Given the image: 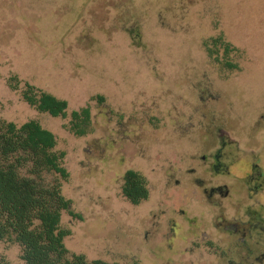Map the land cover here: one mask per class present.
Segmentation results:
<instances>
[{"label":"rangeland","instance_id":"obj_1","mask_svg":"<svg viewBox=\"0 0 264 264\" xmlns=\"http://www.w3.org/2000/svg\"><path fill=\"white\" fill-rule=\"evenodd\" d=\"M29 85L66 101L67 116L30 105ZM84 109L88 125L75 129L72 114ZM0 118L39 122L65 153L70 255L224 264L223 242L187 223L164 224V189L173 171L197 165L219 141L228 164L233 143L249 161L264 151V0H0ZM134 171L150 190L140 205L122 190ZM176 241L184 247L172 253ZM240 251L238 262L259 263L258 247ZM0 264H26L19 244L0 241Z\"/></svg>","mask_w":264,"mask_h":264},{"label":"trees","instance_id":"obj_2","mask_svg":"<svg viewBox=\"0 0 264 264\" xmlns=\"http://www.w3.org/2000/svg\"><path fill=\"white\" fill-rule=\"evenodd\" d=\"M222 45L227 53L233 52L230 44ZM25 99L41 112L67 116L66 101L33 86L27 87ZM72 119L75 129L88 125L90 111H75ZM56 146L55 135L39 122L17 126L0 118V241L19 244L26 264H109L70 255L65 247L70 232L61 226L63 212L75 214L62 191L63 181L69 178L65 153ZM125 181L124 193L133 203L147 198L142 175L128 172Z\"/></svg>","mask_w":264,"mask_h":264},{"label":"flooded vegetation","instance_id":"obj_3","mask_svg":"<svg viewBox=\"0 0 264 264\" xmlns=\"http://www.w3.org/2000/svg\"><path fill=\"white\" fill-rule=\"evenodd\" d=\"M235 146L237 144L233 143V160L229 161V164L225 160L227 156L224 152L227 145L219 141L217 149L208 151L195 160L197 165H189L184 169L178 167L177 172L173 171L164 189L166 193L171 192L167 198L170 213L164 224L167 225L170 221V229L177 231L178 227H181L178 222L187 223V228L196 226L197 232L201 230L203 235L220 240L224 244L218 245L227 250L222 262L224 264H261L264 262V151L257 153L258 151L252 150L249 161V155H234ZM176 175L179 177L173 180ZM170 184L174 187L168 188ZM125 187L124 180L123 194L131 201L124 193ZM146 188L147 198L136 205L150 197L147 182ZM187 188L189 191H186ZM165 213L163 211L161 216H165ZM195 219L201 222L196 225ZM208 226L214 229L215 235L212 231H207ZM160 230L163 235L164 230ZM183 233L178 237L181 240H185L182 236L188 235L185 230ZM193 242L195 246L199 245L198 242ZM252 245L260 249V256L257 257L259 263H249L244 258L240 260L241 263L238 262L236 259L241 255V251H238L252 249ZM181 247H184L182 242L176 241L173 250L169 251L177 253Z\"/></svg>","mask_w":264,"mask_h":264}]
</instances>
